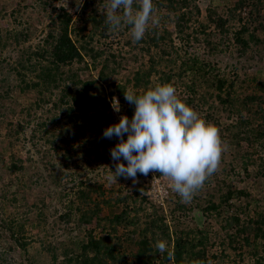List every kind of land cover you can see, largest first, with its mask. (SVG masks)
<instances>
[{"label":"rangeland","instance_id":"obj_1","mask_svg":"<svg viewBox=\"0 0 264 264\" xmlns=\"http://www.w3.org/2000/svg\"><path fill=\"white\" fill-rule=\"evenodd\" d=\"M247 1L248 6L234 12L237 0H196L200 14L192 11L190 15L185 33L189 39L183 41L173 32L169 44L152 41L151 31L174 30L176 17L164 8L156 7L161 17L159 27L150 26L149 36L134 42L128 26L108 31L102 14L108 0H0V264H74L67 259L79 253L89 233L114 246V258L119 260L110 263L133 264L138 249L134 242L140 240L145 221L155 215L169 228L170 250L173 240L193 243L202 239L207 264H254L259 259L264 264V238L255 239V229L245 228L251 245L243 247L242 237H234L239 227L228 225L236 216L242 225L264 219V137L254 135L255 130H264L260 115L254 111L258 103L264 108V0ZM250 7L255 19L249 30L255 29L261 41L251 43L240 54L233 33L239 26L237 16L245 21ZM61 11L71 16L69 30L85 27L80 35L72 33V38L91 50V56L99 53L95 59L85 56L83 63L72 66L74 70L81 68L83 80L96 81L90 90L96 110L73 125L64 123L59 109L54 108L62 87L50 95L49 104L36 107L37 92L25 89L23 78L17 77L20 62L26 66L27 54L42 46L49 31H58ZM214 13L227 21L224 32L211 22ZM91 15L100 24L95 31ZM199 22L208 26L205 32ZM103 27L106 31L100 33ZM160 34H156L158 38ZM163 43L165 49H160ZM103 65L106 77L101 80L98 76ZM136 72L142 82L143 74L150 73L148 89L169 77L179 97L220 129L226 144L222 162L190 204L182 203L172 191L171 181L158 172L147 176L138 173L135 184L123 176L116 184L105 179L108 167L113 169L116 161L110 157L113 138H104L103 131L124 115L125 104L115 95L119 86L143 92V88H133ZM223 78L224 90L230 88L233 96L258 97L250 111L240 114L237 103V111L219 103L215 85ZM192 82L195 92L188 90ZM115 99L119 100V112L112 108ZM239 118L252 122L248 141L237 136L244 128ZM120 162L127 163L123 158ZM89 188L93 190L90 199L99 208L98 219L81 225L77 207L87 211L94 204H78L76 194ZM230 192L232 197L223 201ZM209 202L220 207L206 210ZM123 212L132 220L131 225L112 221ZM262 231L264 226L257 232ZM147 236L154 247L149 232ZM160 239L167 241L158 234L156 240ZM253 245L258 247L256 256L251 255ZM155 258V263L164 259L158 253Z\"/></svg>","mask_w":264,"mask_h":264},{"label":"trees","instance_id":"obj_2","mask_svg":"<svg viewBox=\"0 0 264 264\" xmlns=\"http://www.w3.org/2000/svg\"><path fill=\"white\" fill-rule=\"evenodd\" d=\"M156 7H160V9H165L167 14L172 13L175 15V21H174V30L162 28L161 30H153L154 37L152 41H160L161 43L164 41L168 42L169 44H172L171 36L174 32L177 34L178 38L185 41L189 39V35L185 34L186 29L189 27V20L190 15L192 11L196 14H200V9L197 6L196 0H156L154 1ZM249 2L247 0H237L235 3V6L232 11L234 12H240L243 8L248 6ZM134 7H138V5H134ZM264 7V6H263ZM256 9V7H254ZM252 10V8H249V12ZM257 13L259 11L256 9ZM253 12H250V15L246 20L244 21L241 15H238V23L239 26L237 30L233 33V42L238 47L240 54H243L248 45L251 43L257 44L261 40L257 37L255 34V29L253 31H250L249 28L255 19L252 16ZM215 16V19L211 20L212 23H214L215 28L224 32V26L227 24V21L222 18L221 16L213 14ZM59 20L61 23V26L58 28L57 32H54L53 30L49 31L46 35V37L43 40L42 46H38L35 48V51H30L26 56V66L20 62L21 71H18L17 77L23 78L21 79V83L24 84L25 89H33L37 92V100L34 102V106L39 107L41 104H49L50 103V95L56 91L59 90L61 87V90L59 91V97L58 100H56V104H54L55 109H59V112L61 113V119L62 121L66 120L64 123H68L69 125H73L79 121H82L85 119L87 114L90 112L95 111V96L90 93L91 87L93 84L96 83L95 80H83L82 77L79 76V71H81V68L73 69V64H81L84 61V57L88 56L90 58H97L99 56V53L95 52L92 56L89 54L91 50H87L85 45H82L81 43H78V40L75 38H72L71 34L76 33L77 35H80V31L84 30L85 27L76 29H70L69 30V23L71 22V16L67 14L64 11H61V14H59ZM211 17V16H210ZM90 19L93 24L92 31H95L96 28L100 25L95 21V16H90ZM211 19V18H210ZM251 20V23L249 22ZM254 23V22H253ZM199 28L205 32L206 28L208 26L204 25L203 23H198ZM106 31V28L103 27L101 29L100 33H104ZM157 33L160 34V37L158 38ZM74 34V35H76ZM185 34V35H184ZM145 36H149V32L146 33ZM184 36V38H183ZM209 37V34H207ZM76 37V36H75ZM90 37V36H89ZM165 39H169L168 41H165ZM197 40V38H195ZM164 43L160 44V49H165ZM164 51V50H162ZM93 59V61H94ZM170 61V60H169ZM29 63H31L29 65ZM28 64V65H27ZM96 67L95 65L93 66ZM190 70H194V65L188 66ZM105 66L103 65L101 71L99 72V76L101 80L105 79ZM114 71V70H113ZM28 72L30 75L27 76ZM150 73L143 74L144 75V81H140L139 79V72H136L134 74L133 78V88L140 89L143 88V92L148 90V79L150 77ZM29 77V78H28ZM25 78L27 80H25ZM161 83H171L170 78L166 80H160ZM206 82V81H205ZM193 83V82H192ZM226 80L223 79H217L216 80V94L215 98L221 103L222 105H228L232 107L233 109L237 108L235 107V103L238 104V111L239 113L243 110L250 111L252 109L253 104L258 100V97L256 96H245L244 98H239L236 95H232L231 89L228 88L227 90H224L225 88ZM156 86V85H155ZM153 86V87H155ZM232 86V84H231ZM263 87V86H262ZM196 85L193 83L191 86L188 87V90L195 92ZM124 91L125 88L122 86H119L118 91L116 92V96L120 99V102L122 104H125V109H123L124 115H127L129 119L134 114L135 105L129 104L124 97ZM143 92H135L136 94H142ZM49 94V95H47ZM114 95V94H111ZM182 98V97H181ZM257 113L256 115H260V120L262 121V125L264 127V108L262 107V104L258 103L255 110ZM258 111H261V113H258ZM241 114V113H240ZM54 122H56L58 119L53 118ZM60 121V120H58ZM239 125L243 128V131L241 132V135H244L243 138L239 134L237 136L240 140L248 141L250 140L249 137L252 136L253 130H250V125H252L251 121H246L243 118H239ZM257 127H261V125H257ZM264 129V128H263ZM255 130L254 135L257 136V138L264 137V130H261L259 132H256ZM113 139L111 140V143L109 145L110 149L115 146L116 143L119 142V138L113 136ZM124 139H127V134H125ZM239 142H237L238 144ZM111 157V154H110ZM112 158V157H111ZM115 171V166L112 169ZM246 170V168H245ZM92 188H89L87 191L85 190H78L76 194L78 204L85 205L89 201L90 203H93L94 206L91 205L92 209L87 211H82L80 206L77 207V210L80 213V216L78 218V221L81 223V225H86L87 223H90L93 219H98V213L99 208L96 203L92 202L90 199V194L92 193ZM242 195L243 193L240 192ZM233 193L230 192L227 196L224 197L225 202H228V200L232 197ZM220 206L217 204H214L213 202H209V204L206 205L205 209H217ZM139 207L137 209L140 210ZM136 211V210H135ZM149 218V216H148ZM158 219L160 221H158ZM112 221L115 222L117 225H131L132 220L129 219L128 214L126 212L114 215L112 217ZM228 224L231 226L232 224L239 227L237 230V233H234V237H242V246H250V236L247 234V230L245 228H254L256 232H253L252 235L255 239H258V237L264 238V232L261 233L257 232L260 231L261 228L264 226V219L259 220L256 219L252 222H249L251 224L249 225H242L241 219L236 216L232 218ZM154 229V230H153ZM151 236V242H162L160 240H156V237L158 234L162 236V238L166 241V243H170L171 235L169 234V228L166 226V224L162 223V220L160 217L151 216L150 219L145 221V225L143 230L139 233L140 240H137L134 242V245L137 246V251L134 254V260L135 263L133 264H165L172 260L173 264H207L208 259L207 252L205 251L206 248L203 247L204 241L197 240V242H190V240H186L185 242L179 239L173 240L171 243H173L172 249H168L171 253H173V258L170 260L168 258V252H165L164 254H161L163 256V260L159 263H155L156 258L155 254L157 253L156 245L153 247L150 245V241L148 240V234ZM259 234V235H258ZM245 235V236H244ZM102 238H95L92 236L91 233L87 235V240L82 243L79 247V253L75 255V257L68 258L69 263L74 264H113L109 261L116 262L119 259L114 258V246L112 245H105L103 243ZM257 246H252L251 255L256 256L258 254ZM235 249V248H234ZM151 253V254H150ZM149 254V255H148ZM254 264H263L262 261L259 259Z\"/></svg>","mask_w":264,"mask_h":264},{"label":"clouds","instance_id":"obj_3","mask_svg":"<svg viewBox=\"0 0 264 264\" xmlns=\"http://www.w3.org/2000/svg\"><path fill=\"white\" fill-rule=\"evenodd\" d=\"M105 7L102 14L108 31L128 26L134 42L141 41L150 26L161 23L154 0H108ZM124 97L135 105L133 116L121 115L118 123L103 131L104 138H119L110 149L116 163L115 171L108 167L107 183L116 184L123 176L135 184L138 173L147 176L158 172L171 181L181 202L190 204L222 162L226 144L220 129L186 104L171 83L157 84L142 94L124 91ZM112 108L120 111L118 99ZM121 158L127 163L120 162ZM156 249L158 254L168 252V258H173L166 242L158 241Z\"/></svg>","mask_w":264,"mask_h":264}]
</instances>
